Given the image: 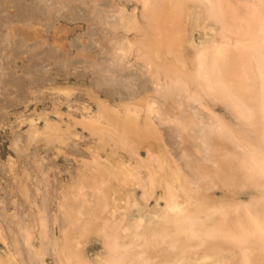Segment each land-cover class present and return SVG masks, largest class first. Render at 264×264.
Listing matches in <instances>:
<instances>
[{"label": "bare ground", "instance_id": "6f19581e", "mask_svg": "<svg viewBox=\"0 0 264 264\" xmlns=\"http://www.w3.org/2000/svg\"><path fill=\"white\" fill-rule=\"evenodd\" d=\"M36 1L37 4L42 5V9H39L44 10L45 13L49 11L54 12L55 10L56 13L62 14L64 11H76L79 9L84 13L86 12L85 14L87 16H84V18L86 17L85 21L91 23V25L94 24L93 26L96 29L95 34L101 40L99 49L96 47L98 49L96 51V49L91 47L93 49L89 48L91 52L86 49V54H84L81 62H86V69L88 68L90 72L92 71L90 73L93 74L92 86L98 90H102L99 92L106 94L103 95L106 101L101 100V102L97 98L98 96L95 97L92 93L93 97L87 95L92 99L89 98V101L94 102L97 99L99 100H97V104L95 103L97 111L95 113H88L90 109L88 107L83 108L82 110H86L87 115L83 112L84 114L82 115L85 116H82L81 121L79 120L77 123L76 120L79 118L77 119L73 116L76 119L75 124L74 122H70L71 125H69L70 123L68 122L69 124L65 131L68 133L71 132V135L74 134L77 137L78 128L76 125L80 127L83 125L82 129H84V132L86 130L87 132L90 131L88 133L89 135L92 134L91 136L93 137L97 136L104 143L107 142L105 141L107 139L103 137L105 135V138L108 137L110 142L113 141L115 147L110 148L112 149L111 154H107L108 158L106 157L105 162H102L100 152L104 151L107 146H112L109 141V143L105 144L100 142L101 144H97L94 147L92 145L90 147L88 145L89 148L86 147L91 152L92 163L89 161L88 164L87 162H83L86 163L84 164L85 168L82 167L84 169H79L77 170L78 172L72 173V175L70 174L71 178L68 183L71 182V186L67 188L69 190H63L62 195L60 194V198L62 199L59 200L62 201H59V213H61L62 217L58 215L56 216L57 219L55 218L53 220L54 222H58L56 225L59 224L61 229L59 232H62L60 234L62 237L59 235V241L54 240V237L51 238L52 230L50 226H48L49 230H51L49 231L50 233L46 230L48 229L46 228V222L50 219H47L48 215L46 213L49 210L48 206L53 196L50 194L54 191L58 192L55 189L60 188H58L60 182L57 186L54 184V187L53 183L55 181L53 183L51 182L53 179L50 181L52 171L48 168L44 169V166L39 170V173L42 174L40 176L41 179H37L38 174H34L38 169H33L34 171L32 169L25 170L23 173L24 177L28 180L31 178L32 182L35 181L32 179L38 181L37 185L34 183V186L37 188L35 191L36 195L34 196L38 195L37 191L41 196V200H37V209L43 215L42 217L39 215L41 217H39L41 226L38 223L39 227L43 228L41 234H37L39 235L38 239L41 240L39 242L41 248L40 250L30 249L35 247L31 244L34 235L31 237L30 234L32 233V229L34 232V225L36 223L33 217L30 220L35 223L32 225L29 220L31 223L30 226H32L29 228L23 226L22 222H15L16 227L12 228L10 223L5 220L7 230L14 233V235L11 234L12 237L16 234L15 237L17 238L10 237L13 240L11 241L12 243L10 241L7 242L9 237L6 234L5 236L1 235L4 233H1L3 230L0 228V240L2 239L10 250H7L9 255L16 262L18 261V256L19 260L25 258L26 261L29 258L32 264H47L44 257L49 255V247H52L54 249L52 251L55 254L53 252L51 253L58 257V259L55 258L56 264H264V0H235V2L234 0ZM78 2L81 4H76ZM131 4H134V7L130 13L129 10L131 7L129 6ZM31 6L33 7V5ZM81 6H85V9H82ZM22 8L24 7L22 6ZM34 10L30 8L26 11L27 13L29 11L32 13ZM32 16L31 14L30 17ZM57 18L59 19V16ZM207 22H213V25L208 27L205 25L208 24ZM192 24L204 27V29L198 31L203 32V30L208 29L212 32V35L209 37L205 32L203 40L198 44L192 40L189 43L190 46L188 45L189 47H187V50L191 47L192 53L188 58H186L184 50L182 49L184 42L180 39L183 37L177 39L178 41L175 40V43L168 40L170 39L169 36H173L174 30L173 34L169 35L167 33V36L169 35L167 39L169 43L167 41H165L166 44L162 42L166 45L162 49L163 45L160 43L161 36L167 31L166 29L169 28V25H174L175 31H183V27ZM187 28L190 30L189 27ZM133 31L136 32L131 33ZM130 33L131 36L139 33L142 36V44L140 45L142 50H139L137 47V51H143L142 58L140 55L141 59L139 60L140 62L141 60L143 61V65L135 64V70L130 69L128 65H131V63L127 65L126 61L130 60V55H133L132 51L137 49L136 47L133 48L134 44L132 45L129 42L128 34ZM159 36L160 41L158 40ZM173 37L178 38L176 36ZM144 38L147 40L146 42ZM164 38L163 40H165ZM172 39L174 40V38ZM153 41L156 42L153 43L155 45L151 43ZM136 43L139 46L140 43ZM146 44L148 46L152 45L150 51L148 49L150 46L148 47ZM139 52L137 54H140ZM166 52L176 54H173V59L176 58L181 63L179 67L176 66L178 69L173 67L178 64L177 61L175 62L177 64L172 61L174 63L172 67L174 69L171 68L170 64L168 66L167 59V63L164 61ZM49 55L51 54H47L48 57ZM72 58L75 60L74 57ZM77 59L76 62H78ZM136 59L139 58H135V62L137 61ZM69 62L71 61L67 59L65 65H69ZM81 62H78V64L80 63L79 65H81ZM84 69L82 67L83 71ZM148 73L155 75L156 78H152L153 76L150 77L154 81L156 79L155 83L152 81L153 84H156V89L154 88L148 99H145V106L139 104L141 107H137L138 104L134 103L135 100L143 94L150 93V88L147 87L149 79L146 76L150 75ZM161 75L168 78L167 81L171 80L170 82L174 83L173 89L167 91L166 87L165 89L163 88ZM165 80L163 82L166 84ZM169 86L172 85L168 84L167 87ZM108 91L110 92L108 93ZM119 94L120 97H118ZM206 98L211 99L213 102L226 105L227 109L235 116L233 119L236 118L237 120H235L239 122V125L233 122L235 125H238L234 127L223 118L215 115L216 113L205 104L204 101ZM116 99L121 104L111 103ZM190 99H193V103L197 101L204 110L207 109V111L214 113L210 115L212 118L210 116L207 117V115L206 117L205 115L203 116L202 110L190 112L192 109L188 107V101ZM128 100L133 101L135 106H137H134L133 109L134 104L130 101V103L123 104L124 101ZM162 101H170L171 103L168 102L170 103L169 105L176 107L177 114L173 113V107H170L172 108L171 112L169 110L170 108H164V106V109L161 108ZM110 103L117 106L118 110L112 109ZM196 103L194 104L199 106ZM122 105L123 108H120ZM143 109L147 111V114L149 113V117H145L147 119L141 124L139 120L141 116H144L142 115L144 112L141 114V110ZM152 115L155 116L156 120L155 118H151ZM103 120L108 123H105L107 129L102 125ZM169 122L179 127L178 129L182 132L180 138H184L183 135L188 134L190 140L195 143L193 144L194 152L200 158H196L195 155L194 158L196 159L191 160V162L187 161L190 162L188 164L190 166L188 167L193 169V171L196 170V174L198 176L200 175L201 179H205V183L200 187H196V189L192 188V181H195L193 175L192 178L183 174L182 169H184L185 164L180 167L181 165L177 164L180 162H177L175 159L174 161L170 160V158L176 157L170 156L171 153L162 145V138L159 141V136L163 134L162 132L160 133V127ZM48 123L46 124V128H49L50 131H56L55 127L57 126L52 125L51 129L50 123ZM114 133L117 135H113ZM57 134L54 133L53 135L52 132L45 134L47 136L46 140H48V146H46L47 152L50 151L49 144H54L55 139H58ZM129 134H133L130 140L128 138L130 137ZM33 135L35 134L32 132L30 137L31 141L34 138ZM181 143H183V140ZM228 143H231L230 148H228ZM233 144L235 145L234 147L232 146ZM143 145H145L143 148L146 149L148 157V160L145 162L148 161L147 163H153L155 166L153 170L150 169L148 171L151 166L148 168L147 165V171L150 173L148 175L146 172L148 177L145 176L147 179H144V186L143 184L141 185L140 181L135 184L134 181L137 182V180L133 181V178L135 179L137 172L132 169V173L135 172L134 174H136V176H133L131 171L126 170L128 166L124 163L123 158V161H118L121 158L118 159L116 156L118 154L117 149H123V151H126L131 156H136L139 153L140 147ZM75 146L72 145V150L70 149L72 154L84 155V151L79 148L82 146L80 144L78 145L79 147L77 145ZM231 146L233 147L234 152L233 150L232 152L234 154L229 151ZM185 148L183 152L185 155L183 156H190L192 149L189 146H185ZM143 167L145 168V164ZM40 180L45 181V183L43 181L40 182ZM141 181L142 183L144 182L143 180ZM240 181L244 186L250 184L262 190L261 194L259 192L257 198L252 197L253 201L250 200L251 203L249 202V204L244 205L236 202V200L229 201V197H227V201H225L226 199L222 200L231 203L227 204L223 203V201L219 203V200L217 198L215 199L209 191L218 187L219 184L226 191V188H230L236 184L232 182L240 183ZM50 184H52V187L47 190L51 186ZM62 184L60 185L61 187ZM138 184L143 187L142 194L140 193L142 197H138L141 201L136 199L134 196L136 193L133 192L134 190H131L134 185L139 187ZM230 184L232 185L230 186ZM41 186L43 187L42 190ZM127 186L131 188L128 189ZM35 187L32 188V191ZM86 188L91 189V195L90 193H84ZM157 189L161 190L158 199L164 201L165 207L159 209L158 205H156L152 210H147V201L155 195ZM208 191L211 194H206ZM29 192L31 193V191ZM226 192L229 193V191ZM5 194L8 193L5 192ZM120 194L122 196L124 195L123 200H121L122 197ZM23 195L27 200L29 195L25 193ZM225 195L227 196V193ZM225 195L223 194V196ZM6 196H3L4 199ZM31 201L33 204L30 207L33 208V205L35 207L36 204L32 199ZM121 202L132 208L137 207L141 211V213L138 211L140 213L139 217L130 220L128 215L130 216L131 214L128 211V207L121 205ZM146 213L149 215V218H146ZM0 217L4 219V215H0ZM146 219L150 223L146 222ZM152 222L156 223L153 224ZM19 231L23 234L20 232V235ZM93 233H96V235L94 234L95 239L97 234L102 239L101 245L104 248V254L97 256L94 262L88 258L85 252L88 238ZM34 242L37 241L34 240L32 243ZM23 247H26V250ZM27 248L30 254L27 252ZM25 255L28 257H25ZM53 255L51 254V256ZM19 256L22 257L19 258ZM1 258L0 256V264H4L8 256L7 259L3 258V261ZM8 263L6 262V264ZM18 263L23 264V260L22 262L18 261Z\"/></svg>", "mask_w": 264, "mask_h": 264}, {"label": "rangeland", "instance_id": "374dc122", "mask_svg": "<svg viewBox=\"0 0 264 264\" xmlns=\"http://www.w3.org/2000/svg\"><path fill=\"white\" fill-rule=\"evenodd\" d=\"M60 1H62V0H60ZM22 2H24L25 4ZM36 2H37L36 0H0V200L5 201V202L0 201V211H1L0 215H4V219H2L0 217V228H2L1 230H3V232H1V233H4L1 235L5 236V234H6V236L9 237V239H10V237H12L11 234L14 235V233L10 232V230H7V228H6L7 224L5 223V220L10 223L12 228L16 227L15 222L16 223L22 222L23 226H25V227L27 226V228L32 227V226H30L31 223H32V225H34L33 223L36 222L34 225V232L32 229L31 230L32 233H30L31 237H32V235H34L32 237L33 240L31 239L32 240L31 244L33 246H35L34 248L33 247L30 248L31 250L32 249L40 250V248H41L40 243H39L41 240L38 239V236L41 234V230L43 227H41V228L39 227V224L41 226V220L39 219V217L40 216L42 217L43 215L40 214L39 209H37L38 208V205H37L38 201L37 200H41L40 199L41 196L39 195L40 193L37 191L38 197L34 196V195H36L35 191L37 190V188L34 186V183L37 185L38 181L36 179H32L33 181L35 180L34 182H32L31 178H29V180H28L26 177H24L23 173L25 172V170L26 169H32V171H34L35 169H38V170H36V172L37 171L38 172L37 173L35 172L34 174L35 175L38 174L39 176L37 175V179H39L40 176H42V174L39 173L40 172L39 170L41 168H43L42 166H44V169L48 168V169H51V171H52L50 181L52 179H53V181H51L52 183L55 181L53 183V186H54V184H56L55 186H57L58 183L60 182L59 186H58V188L59 187L60 188L55 189L58 192L54 191L52 194H50L51 196L52 195L53 196L51 197V202H50V205L48 206L49 210L47 209L48 211L46 213L48 215L47 219L50 218L48 220H51L49 222L47 220V222H46L47 227L46 228H48V229H46V230H48V232L52 230L53 232L51 231V235L50 234L49 235L51 236V238L54 237V240L59 241L60 237H62L60 235V234H62V232L61 231H60L61 233L59 232V230H61L59 224L56 225V223H58V222L57 221L54 222L53 220H55L56 216H58V215H59V217H62L61 213H59L60 212L59 211V209H60V206H59L60 200L59 199H62V198H60L61 197L60 194L62 195V191L63 190L65 191L67 188H70V186H71V184H70L71 182L68 183V181L71 178L70 174L72 175V173L78 172L77 170H79V169H84L85 168L84 164H86V163H83V162H87V164L89 162L92 163L91 152H90V150H88L86 148V147H88V145H89V147H90V145H92V147H94L97 144H101V143L105 144V143L110 142L108 140V137L105 138V135L103 137H104V139H107V140H105L107 142L104 143L103 141L101 142V140L99 138H97V136L93 137V136H91L92 134L89 135L88 133L90 131L87 132V130L85 129L86 131L84 132L83 131L84 129H82L83 125H81L82 127L76 125V127L78 128L77 129V132H78L77 137L74 134L71 135V132H69L70 133L69 134L68 132L65 131L70 122L71 123L74 122V124H75L76 119L74 117H76L77 119L79 118L78 120H76V123H77V122H79V120L81 121V119L83 118L82 116H85L82 114L86 113V115H87L86 110L85 111L82 110L83 108L88 107L90 109L88 113H92V112L95 113L97 111V108H96L97 100L99 99L100 101L101 100L106 101L105 96H103L106 94L99 92L102 90H100V89L98 90L97 88H94L92 86L93 74H90V73H92V71L90 72L88 68L86 69V67H85L86 62H84L85 64L81 62L82 59L84 58V54H86L85 53L86 49L89 50V48H91V47L93 49H96V51L99 49L101 40L95 34L96 29L93 26L94 24L91 25V23H88L87 21H85L86 17L84 18V16H87L85 14L86 12L84 13L83 11H80L79 9H77L76 11L72 10L73 12L71 10L70 11H64L62 13L63 15L61 13H59V14L56 13L55 10H54V12L49 11V12L45 13L44 10H40V9H42V7H41L42 5L37 4ZM79 2L76 4H81ZM234 2H235V0H234ZM36 4L39 7H37ZM21 5L24 8H22ZM31 5H33V7ZM133 5L134 4H131V6H129V7H131L129 10L130 13H131L132 8L134 7ZM237 5H239V4H237ZM27 6H28V8H27ZM84 7L85 6H83L82 9H85ZM30 8L35 9L37 12L34 10V12H32V13L30 11L27 13L26 10L30 9ZM31 14L33 15L32 17H30ZM27 16L29 17V19ZM58 16H59V19L57 18ZM35 18H37V19H35ZM207 23L208 24H205V25H207L208 27L213 25V22H207ZM168 27L169 28H167L166 29L167 31H165V33H164L165 36L164 35L161 36L162 39H161L160 43H161V45H163L162 49L164 48V46L166 47V45H164L163 43L165 41H167L168 36L170 34H173V30H174L173 36H176L178 38H175L173 36H169L170 39L174 38V40L173 39L172 40L168 39V40L171 41L172 43H175L176 41H178L177 39H180L181 37H183L184 39L181 38L180 40H182L184 42L182 49L184 50V54L186 55V58H188L189 55L192 54L191 49H190L191 47L187 50V47L190 46L189 43H191L192 40L194 43L198 44L200 41L203 40V37L205 36L204 35L205 32L208 34L209 37H211V35H212V32H210L208 29L203 30V32L198 31V30L204 29V27L195 26L193 24L187 26V27H189L190 30H188L187 27H183L182 29L184 32L182 30H177V29H176L177 31H175L174 25H169ZM216 27H217V29H219L218 26H216ZM191 30H193V31H191ZM135 32L136 31H133L131 33H135ZM181 32H183V33H181ZM131 33L128 34L129 42H131L132 45L134 44L133 48L138 47L139 50H142V48L140 47V45L142 44L141 34L139 33V34H134L131 36ZM167 33H169L168 36H167ZM136 35H138L137 38H136ZM190 36H192L193 39H192V37L190 38ZM164 37H167V38H164ZM139 38H140V40H139ZM163 38L165 40H163ZM216 38L219 39L218 37H216ZM158 40L160 41V36L158 37ZM186 40H187V42H186ZM144 41L146 42L147 40L144 38ZM182 41H180V42L183 43ZM136 42L140 43L139 46H138V43H136ZM151 43L153 44L156 42L153 41ZM160 43H158V44L160 45ZM167 43H169V42L167 41ZM43 44H45V45H43ZM165 44H166V42H165ZM135 45H137V46H135ZM153 45H155V44H153ZM39 46H40V48H39ZM146 46H148V45L146 44ZM149 46H150V48H148V49L150 51L152 45H149ZM138 48L134 49V51H132L133 55H130V60L129 61L126 60L127 65L131 63L132 66L131 65H128V66L132 70L133 69L135 70V68H134L135 64L136 65L139 64L141 66L143 65L142 64L143 61L142 60H141V62L139 61L142 58V54H143L142 52L143 51L142 52L137 51ZM91 49L89 50L90 52H91ZM165 49H167V48H165ZM28 50H30V51H28ZM68 52H69V54H67ZM138 52L140 54H137ZM166 53L168 55L166 54L164 56V61H166V63H167V60H168V66L170 64L171 68H173V67L176 68V66L179 67L181 65V63H179V61L176 60V58H174L175 59V61H174L173 54H175V53H170V52H166ZM169 53L171 56L169 55ZM47 54H51L53 56L49 55V57H48ZM140 55H141V58H140ZM131 56H135V57H131ZM72 57H74L75 60ZM135 58H139V59H136L137 63L135 62ZM67 59H69V61H71L68 63L69 65H67V64L65 65V63H67ZM76 59L78 62H81V65H79L80 63L78 64V62H76ZM64 61H66V62H64ZM133 61H134V63H133ZM172 61L174 63L177 61L178 64L175 63L177 65L172 67V64H174ZM29 64H31V65H29ZM81 66L83 67V69L85 68L84 71L82 70ZM176 69H178V68H176ZM161 73H163V72H161ZM3 74H4V77H3ZM148 74H150V75L149 76L147 75L146 77L149 80L147 78L146 79L148 80V86L147 87L150 88V93L148 92L146 94H143L139 98H137V100H135L134 103L138 104V106L136 105L137 107L140 106L139 104H141V106H145V102H146L145 99H148V97L151 95V91L154 88L156 89V84H153L156 82V79H155V81L152 80V78H156L155 75H153L152 73H148ZM85 75H86V77H85ZM150 76H153V77L151 78ZM162 77L165 78V76L161 75V82L162 83L161 82L160 83L162 84L163 88L165 89V87H166L167 91L170 89H173L172 87H173L174 83L172 82L173 83L172 84L170 82L171 80L167 81L168 78H165L166 79L165 80ZM150 79H151V81H150ZM164 80L166 81V84L163 82ZM152 81H153V83H152ZM167 83L169 85H172V86L167 87V85H168ZM92 88H94V89L92 90ZM167 88H169V89H167ZM66 90H68V91H66ZM109 92L110 91H108V93ZM85 93H87V94L85 95ZM91 93L95 97L98 96L97 97L98 99L94 102L89 101V98L91 99V97L87 96V95L92 96ZM83 95H85V96H83ZM118 97H120V94ZM118 97H117V99H118ZM117 99L111 103L119 104L120 101ZM207 99L208 98H206L204 102L213 110L214 113H216L215 115H217L219 118H223L224 120H226L227 122L232 124L234 127L239 125V122L236 121L237 119L236 118H235L236 120L233 119L235 116L233 115L232 112H230L227 109L226 105H224V104L222 105V103L220 104L219 102H213V101H211V99H208V100ZM117 101H119V102H117ZM129 101L131 103H133V101L128 100V101H124L123 104L124 103H130ZM168 102H170V101H166V102L162 101V107L161 108H163V106H164V108H168V109L170 107H173V113L177 114V109H175L176 107L170 106L169 104L171 102L170 103H168ZM196 102H194V103H196ZM111 103H110V107L112 109L114 108V109L118 110L117 106H114ZM194 103H193V99H190L188 101V107L192 108L190 112H194V110H196V111L202 110L201 111L202 115L203 116L205 115V117H206V115H207V117H209L211 114L212 115L214 114V113L207 111V109L204 110L201 107V105H199L198 102L196 104H198L199 106H196ZM214 103H215V105H213ZM134 106H135V104L133 105V109H134ZM193 106H195V107H193ZM196 107H198V108H196ZM120 108H123V105ZM174 109H175V111H174ZM169 110L171 112L172 108H170ZM79 111H81L82 113ZM187 111H188V109H187ZM143 112H144V114H142ZM55 113H56V115H55ZM141 114L144 115V116L140 115L141 118L139 121L142 124V123H144V120L149 117V113L147 114V111H145V109H143V110H141ZM145 117H147V118H145ZM210 117L212 118V116H210ZM68 118H70V119H68ZM151 118H155V116L152 115ZM155 120H156V118H155ZM62 122H64V123H62ZM102 122H103V124H102L103 127H105L107 129V127H106L107 125L105 126L106 121L103 120ZM233 122L237 123L238 125L237 124L235 125ZM47 123L51 126V129H52V125L57 126L59 128L56 129L57 127H55L56 131H52V130L50 131L49 128H46ZM71 123L69 125H71ZM106 124H108V123H106ZM160 128H161L160 133L162 132L163 134H161L162 136H159V141H161L160 139L162 138V141H161L162 145L164 147H166V149L171 153L170 156L172 155L171 157H176V158H170V156H169L170 160L174 161V159H175L177 162H180V163H177L178 165L179 164L181 165L180 167H182L185 164L184 169H182L184 173L183 172L182 173L186 174L188 177L189 176L192 177V175H193L194 180H195V181H192L193 182V184H192L193 189H196V187L202 186L205 183V179H203V178L201 179L200 175L198 176V174H196V170L193 171V169H190L188 167V166H190L188 164L191 162V160L193 161L196 158H200V156L194 152L195 151L193 148L194 147L193 144H195L194 141L190 140V138L188 137V134L183 135L184 138L181 137L182 138L181 139L180 136L182 135V132H180V130L178 129L179 127L176 126V124H174L172 122L166 123V124L162 125ZM34 129H35V131H37L36 133H34L35 132ZM127 131L132 132L130 130H127ZM32 132H33V134H35V135H33L34 138H32L33 142L30 139ZM48 132H52L53 135H54V133H56V134L58 133L56 135L58 137V139H55L56 141L54 144H49L50 151L47 152L46 146H48L47 145L48 140H46L47 136H45V134ZM64 133H65V135H64ZM75 134H76V132H75ZM113 135H117V134L114 133ZM250 135L253 136L251 133H250ZM129 136L130 137H128V138L130 140V139H132L133 134H131V135L129 134ZM114 137H116V136H114ZM157 138H158V136H157ZM98 139H99V141H98ZM182 140H183V143H181ZM155 142H157V141H155ZM20 144H22V145H20ZM79 144L83 148L79 147L78 146ZM111 144H112L111 147L110 146L106 147V149H105L106 151L104 150V151L100 152V157H101L102 162H105L106 159L108 158L107 156L111 154L112 149H110V148L115 147L114 146L115 144L113 145V141L110 142V145ZM230 144L231 143H228V146H229L228 148H230ZM234 144L232 145L233 147L235 146ZM72 145L73 146L77 145L79 148H81L84 151V155L79 156V155L72 154V151H71ZM144 146L145 145L140 147L139 153H137L136 156H133V155L131 156L130 154L126 153V151H123V149L122 150L117 149L118 154H116L118 159L121 158L118 161L124 160V163H126V166H128V169H126V170L131 171V174H133V176H136V174H134V173L137 172V176L135 177V179L133 178V181L137 180V182L134 181L135 184L140 181L141 185L143 184V186L145 183L144 179L146 180L147 179L146 177H148V175L150 173V172L148 173V171H150V169L153 170V167H155L153 165V163L149 164V163H147L148 161L145 162L146 160H148V157L146 154V149L143 148ZM185 146L186 147L189 146V148L192 149L191 153L189 152L191 154L190 156L189 155L183 156V155H185L183 153L184 149H186ZM232 146H231V149H229V151H231V152L233 150ZM171 147H173V148H171ZM23 151H25V152H23ZM172 151H174L176 153H174ZM233 152H234V150H233ZM173 153H174V155H173ZM195 155H196V158H194ZM122 158H123V160H122ZM103 159H105V160H103ZM187 161H190V162H187ZM127 163H129L130 165ZM144 164H145V168L143 167ZM147 165H148V168L151 166L148 171H147V169H148ZM186 165H187V167H185ZM82 167H84V168H82ZM132 169L135 170V172L132 173V171H133ZM26 172L29 173L28 171H26ZM146 172L148 175L146 174ZM138 173H139V175H138ZM35 175H34V177H35ZM195 177H196V179H195ZM48 178H49V175H48ZM138 178H139V180H138ZM55 179H57V180H55ZM141 180H143L144 182L142 183ZM242 180H243V178H242ZM41 181H43V180H40V182ZM43 182L45 183V181H43ZM26 183H27V186H26ZM29 183H30V185H29ZM232 183H236L234 185L235 187L232 186L230 188H226V191H229V193L226 192L224 190L225 188L223 186H220V184L218 185V187H215L213 190H209V191L213 194L215 199L217 198L219 200V203L221 201H223V203H227V202H224V200L226 199L225 201H227V197H229L228 198V199H230L229 201L232 202V200H236V202H240L241 204H244V205L249 204L250 200H252L254 197L257 198L259 192H260V194L262 192V190L253 187V185H250V184H248V185L246 184L245 186H244V184L242 185L241 181H240V183L239 182H232ZM61 184H62L63 188L60 186ZM50 185L51 186H49L47 188V190L52 187V184H50ZM141 185L138 184L139 187H137V185L136 186L134 185V187H132V189H131V190H134L133 192L136 193V195H134L135 193L133 195L136 197V199L138 201H141V199H138V197L139 196L142 197L141 194H142V188L143 187ZM231 185L232 184H230V186ZM33 186L35 187V189H33V191H32V188H34ZM42 186H41V190L43 188ZM251 187H253V188L251 189ZM26 188H27V190L31 191L32 194L29 191L25 190ZM127 188L130 189L131 187L129 188L127 186ZM68 190L69 189H67V191ZM209 191L206 192V194H211V193H209ZM5 192L8 194H5ZM22 192L25 194H28V195L30 193V195L27 199L28 201L25 199ZM34 192H35V194H34ZM84 193H86V194L90 193V195H91L92 191H91V189L86 188ZM225 193H227V196L225 195ZM233 193H235V194H233ZM41 194H42V192H41ZM160 194H161V190L157 189L155 192V195L147 201V204H146L148 206L147 210H149V209L152 210L153 207L154 208L156 207V205H158L159 209H162L165 207L164 201L162 199H158ZM223 194L226 196V198H225V196H223ZM228 194H230V195L228 196ZM4 195L5 196L7 195L5 197V199L3 197ZM8 195L9 196L12 195V196L9 198ZM121 197H120L121 200H123L124 195L123 196L121 195ZM7 199H9L8 200L9 203L6 202ZM31 199L35 202L36 208L34 207V205H33V208L30 207L33 204ZM222 199H224V200H222ZM231 202H229V203H231ZM229 203H227V204H229ZM121 205L128 207V211L131 214L130 216L128 215V218L130 220L131 219L133 220L134 218L139 217V214L141 213V211L138 210L137 207L132 208V207H129L128 205L126 206L123 202H121ZM130 208H132V209H130ZM29 211L31 212L32 215L30 214ZM32 211H33V213H32ZM19 212L22 214H20ZM50 212L52 214L51 216H50ZM14 215H15V217H14ZM28 215H31V216H28ZM47 215H45V216H47ZM29 217H31V218H29ZM32 217H33V220L35 222L31 221ZM27 218H28V221H27ZM52 218H54V219H52ZM146 218H149V215L147 213H146ZM29 220L31 223L29 222ZM37 221H39V222H37ZM146 222L150 223V221L148 219H146ZM152 223L154 224L156 222H152ZM14 224H15V226H14ZM52 225H53V228H52ZM37 226L40 228V231H39V228ZM48 226H50L51 230H49ZM35 228H36V230H35ZM20 232L21 231H19V234H20ZM35 232H37V233H35ZM21 234H23V233L21 232ZM37 234H39V235H37ZM94 234L96 235V233L90 234L88 239L89 240L91 239V240L90 241L88 240L87 244L85 246L86 255L88 256V258H90V260H92V262H94V259L97 256L104 254V248H102L103 246L101 245L102 239H100L98 234H97L96 239H95ZM59 235H60V237H59ZM15 236H16V234H15ZM15 236H13L12 238H14ZM58 237H59V239H57ZM21 238H23V237H21ZM9 239L7 240V242L10 241V243H12L11 241H13V240H11V239L9 240ZM93 239H95V240H93ZM34 240L37 242L32 243ZM96 244H97V246H96ZM4 245H5V243L1 239L0 240V256L2 257L1 258L2 261H3V258L7 259V256H8L9 260L7 259V261H6L7 263L10 261L8 264H17L18 261L22 262V260H23V264H26V263L32 264V263H30L29 258L28 259L26 258L27 259L26 261H25V258H22V260L21 259L19 260L18 256H17L18 261L16 262V260L13 259L9 255V252L7 251L9 249L7 248V246L6 245L4 246ZM25 248L26 247H23L24 250H26ZM52 249H53L52 247L51 248L49 247L50 253L48 256L46 255L47 257H44V260H46L47 264H56L55 258L58 259V257L53 255L54 252L52 251ZM28 250L29 249L27 248V252L29 253ZM51 252H53V253H51ZM24 253L26 254V252H24ZM10 254H11V252H10ZM29 254H28V256H30ZM51 254L53 256H51ZM28 256L25 255V257H28ZM49 256H51V257H49ZM9 257H11L13 260ZM21 257L19 256V258H21ZM6 262L4 264H6Z\"/></svg>", "mask_w": 264, "mask_h": 264}]
</instances>
